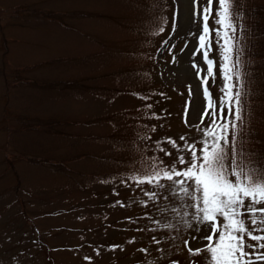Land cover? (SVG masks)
Returning <instances> with one entry per match:
<instances>
[{
	"label": "rangeland",
	"instance_id": "374dc122",
	"mask_svg": "<svg viewBox=\"0 0 264 264\" xmlns=\"http://www.w3.org/2000/svg\"><path fill=\"white\" fill-rule=\"evenodd\" d=\"M238 3L250 82L237 139L264 159V0ZM153 24L164 32L153 34ZM193 32L192 0H0V264H206L205 251L187 250L203 247L204 231L165 230L182 209L149 199L141 189L150 186L130 179L150 156L172 163L167 138L181 147L182 135L202 138L184 122L187 108L196 123L203 101Z\"/></svg>",
	"mask_w": 264,
	"mask_h": 264
},
{
	"label": "snow or ice",
	"instance_id": "6c2138e0",
	"mask_svg": "<svg viewBox=\"0 0 264 264\" xmlns=\"http://www.w3.org/2000/svg\"><path fill=\"white\" fill-rule=\"evenodd\" d=\"M176 18L174 13L170 36L177 32ZM240 18L238 0H206L204 5L200 0H192V19L193 23L199 21L200 32L188 34L196 37L190 58L199 81L196 93L202 96L203 101L200 112L194 113L196 123L189 122L187 108L184 122L195 127L202 138L198 143H190L182 135L179 137L184 142L182 147L172 138H167V144L177 152L172 163L164 165L162 159L150 156L144 173L130 177L138 188L150 186L141 189L149 199L176 201L173 210L177 207L182 209L172 217L175 223L163 225L165 230L178 234L185 228L196 233L204 231L205 234L200 236V240L206 241L203 247L187 250L190 256H198L205 251L206 264H264V159L247 153L237 139L250 82L243 59L245 48L241 43L244 28L237 23ZM210 19L215 27L210 26ZM163 23L167 24L166 18ZM150 27L155 28V35L165 30L163 26L157 28L154 24ZM214 43L221 57L219 61L210 56ZM163 44H168V40ZM187 46L186 40L185 48ZM174 48V43L169 46L170 55ZM183 51L184 48L181 49ZM197 56L202 64L195 62ZM171 62H177L174 55ZM210 81L220 93L215 98ZM188 93L189 96L193 94L191 85ZM205 120L208 123L201 127ZM162 143L160 140L155 142L158 151L172 156L171 150L161 147ZM185 151L188 158L183 154ZM156 188L166 189L167 195H158L150 190ZM117 203L124 207L120 201ZM141 203L148 206L146 201ZM166 239L175 240L176 237ZM191 239L196 240L197 237L192 235ZM152 242L160 244L161 240L154 236ZM182 243L187 247L188 240ZM109 247L111 250L122 248L119 245ZM139 251L147 253V249ZM157 251L163 252L164 249L158 248ZM149 264L155 262L150 261ZM172 264H178V261ZM191 264H197V261H191Z\"/></svg>",
	"mask_w": 264,
	"mask_h": 264
},
{
	"label": "trees",
	"instance_id": "16d2710c",
	"mask_svg": "<svg viewBox=\"0 0 264 264\" xmlns=\"http://www.w3.org/2000/svg\"><path fill=\"white\" fill-rule=\"evenodd\" d=\"M261 29V28H260ZM262 29H263V31H264V25H262ZM254 30V29H253ZM253 30H251V31H253ZM65 82V81H64Z\"/></svg>",
	"mask_w": 264,
	"mask_h": 264
}]
</instances>
